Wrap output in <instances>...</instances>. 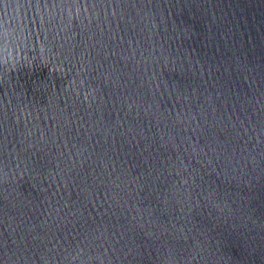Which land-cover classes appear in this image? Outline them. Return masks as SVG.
Here are the masks:
<instances>
[{
    "label": "water",
    "instance_id": "water-1",
    "mask_svg": "<svg viewBox=\"0 0 264 264\" xmlns=\"http://www.w3.org/2000/svg\"><path fill=\"white\" fill-rule=\"evenodd\" d=\"M0 264H264V0H0Z\"/></svg>",
    "mask_w": 264,
    "mask_h": 264
}]
</instances>
